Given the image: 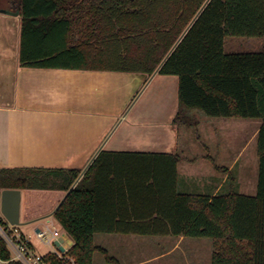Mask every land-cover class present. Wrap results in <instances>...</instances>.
Listing matches in <instances>:
<instances>
[{
  "label": "trees",
  "instance_id": "trees-1",
  "mask_svg": "<svg viewBox=\"0 0 264 264\" xmlns=\"http://www.w3.org/2000/svg\"><path fill=\"white\" fill-rule=\"evenodd\" d=\"M16 10L21 66L149 77L159 69L179 78L175 123L189 125L194 111L261 121L255 194L180 191L179 153L102 150L79 180L76 168L0 167V191L22 190V220L51 214L67 195L53 216L76 264H94L96 251L119 264L95 245L98 232L208 238L211 264H264V0H17ZM228 36L263 47L227 52ZM0 257L22 264L1 238Z\"/></svg>",
  "mask_w": 264,
  "mask_h": 264
},
{
  "label": "crops",
  "instance_id": "crops-1",
  "mask_svg": "<svg viewBox=\"0 0 264 264\" xmlns=\"http://www.w3.org/2000/svg\"><path fill=\"white\" fill-rule=\"evenodd\" d=\"M20 31V16L0 10V167L41 166L83 171L89 168L102 150L179 153L174 144L179 125L174 122L179 108L178 76V80L165 79L171 83L172 90L174 86L177 87L175 102L172 97L164 95L149 98L139 112V117L135 113L131 117L130 111L134 106L127 113L125 111L147 79L153 80L159 75H176L157 72L149 77L143 73L21 66ZM194 113L192 121H199L196 115L200 113ZM124 122L126 127L118 140L113 141ZM223 123L228 125L226 121ZM113 128L112 134L107 137ZM135 131L138 137H133ZM205 148L209 150L210 147ZM217 150V156L205 155L204 159L214 163L218 172L225 171L224 174L215 177L212 172L208 174L192 167L189 174L196 179L197 185L210 190L194 193L214 196L221 190L235 186L236 182L229 183L227 173L235 167L237 157L228 167L220 166L216 164L217 160H225L228 150L227 147ZM50 218L55 220L54 216L46 215L26 223H35L34 232L37 227H41L40 223L44 224ZM64 234L62 246L66 247L70 236ZM191 239L187 236H163L160 242L169 243L175 249L183 241L196 242ZM118 240H124L123 243L127 244L124 236ZM200 243L209 247L206 241L196 242V245ZM169 252L160 253L151 260L163 258ZM117 260L119 264L149 262L147 258L129 253L118 256Z\"/></svg>",
  "mask_w": 264,
  "mask_h": 264
},
{
  "label": "rangeland",
  "instance_id": "rangeland-1",
  "mask_svg": "<svg viewBox=\"0 0 264 264\" xmlns=\"http://www.w3.org/2000/svg\"><path fill=\"white\" fill-rule=\"evenodd\" d=\"M1 7L11 8V1L0 0ZM262 47L263 41L258 37L228 36L225 39V50L227 52L259 51ZM165 79L178 80L177 76L166 77L162 75L155 77L153 80L151 78L147 79V82L141 85L135 93L134 100L130 103L125 113L129 111L131 106H134L133 110L130 111V115L132 117L135 113L134 115H138L137 117H139V112L143 109L149 98L164 95L169 98L172 97L175 102L177 99V87L174 86V90H172L171 83ZM149 101L151 102V100ZM152 106L155 107L153 104ZM196 117L200 120L192 121L189 125L177 126L178 134L174 144H176L177 152L183 155L179 169V189L190 192H210L209 189H203L197 185L196 179L189 174V169L195 167L198 171H206L207 173L209 172L208 174L212 172V175L215 177H222L225 171L218 172L214 167V163L204 159V156H217V149L222 150L223 147H227V158L225 160L218 158L216 164L228 167L236 156L237 161L235 167L230 173H227L229 183L230 181L236 182L235 188L240 193L255 194L259 166L256 134L261 121L255 119L208 117L201 113L196 115ZM224 121L228 122V125L221 124ZM125 125L124 122L120 126L119 131L115 133L113 141L118 140L121 131L126 127ZM113 130L114 128L108 133L107 137L112 134ZM134 133L135 136L133 137H138V133L136 131ZM207 146L210 147L209 150H206L205 147ZM217 146L219 147L217 148ZM230 156L231 158H229ZM34 226L35 223H25L21 225V228L27 233L32 234ZM40 226L43 228L44 224L40 223ZM56 226L59 227L58 224ZM122 236L127 240V244L125 242L123 243L124 240L119 242L118 239ZM160 239H162V236L98 232L94 236V243L100 248L105 249L109 256L115 257L116 259L118 256L129 253L130 255L137 254V256L149 259L147 264H211L212 243L208 238L192 239L196 242L206 241L209 247L205 243L196 245V242L187 240L185 242L183 241L180 247L175 249H172L169 243L160 242ZM34 242L40 253H46L50 248L39 243L36 239H34ZM168 251L170 252L163 258L151 260L154 256ZM94 264L111 263L106 261L103 251H96L94 254Z\"/></svg>",
  "mask_w": 264,
  "mask_h": 264
},
{
  "label": "built area",
  "instance_id": "built-area-1",
  "mask_svg": "<svg viewBox=\"0 0 264 264\" xmlns=\"http://www.w3.org/2000/svg\"><path fill=\"white\" fill-rule=\"evenodd\" d=\"M62 231L56 226L53 218L44 223V227H37L32 234L25 232L21 225L11 224L1 212V191H0V238L5 242L11 252L12 260L20 261L22 264H51L46 259L47 254L56 256L61 260L60 264H76L75 259L68 254L69 248L61 250L56 241L63 236ZM36 239L39 243L50 247L46 253L38 252L34 242ZM0 257V264H4Z\"/></svg>",
  "mask_w": 264,
  "mask_h": 264
},
{
  "label": "water",
  "instance_id": "water-1",
  "mask_svg": "<svg viewBox=\"0 0 264 264\" xmlns=\"http://www.w3.org/2000/svg\"><path fill=\"white\" fill-rule=\"evenodd\" d=\"M0 10L2 12H5V13H12L14 15H19V11L16 10V9L15 10H13V9H7V8L4 7V9L2 8ZM189 27H187V29L185 30V32L183 33V35L186 33V31L188 30ZM182 36H181V38H182ZM180 39H179V41H180ZM158 70L159 69H157L155 73H157ZM86 170H87V168L81 172L78 180L82 177V175L85 173ZM66 196L63 198V200L66 198ZM63 200L61 201V203L63 202ZM61 203L49 215L53 216L55 214V212L57 211V209L59 208V206L61 205ZM1 212H2L3 216L11 224H14V225H22V224H25L26 223L21 218V212H22V190L21 189H3L1 191ZM64 235L67 236L68 234L67 235L64 234ZM62 243H63V238L60 237L56 241V244L58 246H60L61 250H65V248H69V247H71L73 245V240L70 238L69 239V244L66 245V247H63L62 246Z\"/></svg>",
  "mask_w": 264,
  "mask_h": 264
},
{
  "label": "flooded vegetation",
  "instance_id": "flooded-vegetation-1",
  "mask_svg": "<svg viewBox=\"0 0 264 264\" xmlns=\"http://www.w3.org/2000/svg\"><path fill=\"white\" fill-rule=\"evenodd\" d=\"M10 1H11L12 8H14L13 10H15L17 7V0H10Z\"/></svg>",
  "mask_w": 264,
  "mask_h": 264
}]
</instances>
